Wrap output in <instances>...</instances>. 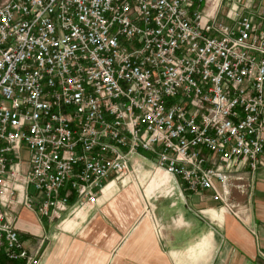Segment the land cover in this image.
Returning <instances> with one entry per match:
<instances>
[{
    "label": "built area",
    "instance_id": "1",
    "mask_svg": "<svg viewBox=\"0 0 264 264\" xmlns=\"http://www.w3.org/2000/svg\"><path fill=\"white\" fill-rule=\"evenodd\" d=\"M238 2L0 0L1 257L38 264L14 203L39 218L92 203L136 157L228 209L251 188L264 26Z\"/></svg>",
    "mask_w": 264,
    "mask_h": 264
},
{
    "label": "crops",
    "instance_id": "2",
    "mask_svg": "<svg viewBox=\"0 0 264 264\" xmlns=\"http://www.w3.org/2000/svg\"><path fill=\"white\" fill-rule=\"evenodd\" d=\"M238 5L264 26V0ZM226 7L220 4L217 19L228 21ZM262 136L252 186L245 193L231 188V209L211 189H188L136 157L130 169L105 179L94 202L43 221L14 203L13 223L38 264H264V127ZM0 264L25 263L0 256Z\"/></svg>",
    "mask_w": 264,
    "mask_h": 264
},
{
    "label": "rangeland",
    "instance_id": "3",
    "mask_svg": "<svg viewBox=\"0 0 264 264\" xmlns=\"http://www.w3.org/2000/svg\"><path fill=\"white\" fill-rule=\"evenodd\" d=\"M233 190H235V187H234V189H233V187H232V192L234 193L235 191H233ZM237 191V190H236ZM239 191V190H238ZM236 193V192H235ZM40 219L43 221L44 220V217H40Z\"/></svg>",
    "mask_w": 264,
    "mask_h": 264
}]
</instances>
